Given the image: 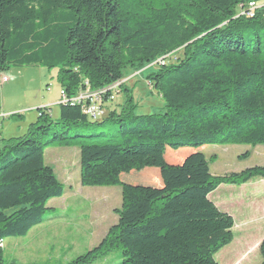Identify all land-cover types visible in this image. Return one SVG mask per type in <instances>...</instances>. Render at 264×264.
<instances>
[{"label":"trees","instance_id":"16d2710c","mask_svg":"<svg viewBox=\"0 0 264 264\" xmlns=\"http://www.w3.org/2000/svg\"><path fill=\"white\" fill-rule=\"evenodd\" d=\"M249 1L264 2L0 0V74L28 64L57 68L73 96L120 81L128 66L153 63L145 79L164 102L162 111L137 114L122 85V104L100 118L80 104H59L56 119L39 107L25 133L2 138L0 264H8L3 240L26 235L48 200L64 193L45 148L74 145L80 184L121 186L123 205L99 243L67 264H92L115 249L121 264H220L214 254L231 242L234 221L209 194L222 183L264 178V166L213 176L202 152L180 159L165 152L264 145V8L240 15L238 5ZM119 159L130 160L115 166ZM133 160L154 168V185L125 183ZM259 254L264 264V238Z\"/></svg>","mask_w":264,"mask_h":264},{"label":"rangeland","instance_id":"374dc122","mask_svg":"<svg viewBox=\"0 0 264 264\" xmlns=\"http://www.w3.org/2000/svg\"><path fill=\"white\" fill-rule=\"evenodd\" d=\"M179 54L176 52L168 59ZM155 66L152 63L140 70L128 66L118 85L120 92L114 95L106 110L119 108L124 99L121 86L125 85L130 90L137 114L162 111L163 100L145 79ZM57 71V68L28 64L12 66L2 73L9 80L0 84V112L18 116L1 119L0 140L25 133L37 117V107L44 103H50L47 106L50 116L58 117L61 86ZM193 151L204 154L213 176L239 172L255 165L264 166L263 144L215 143L196 150L186 147L175 151L167 148L165 156L171 154L180 159ZM245 152L249 154L243 157ZM127 160L119 159L114 164H127ZM44 162L62 183L64 193L48 200L49 209L42 216V222L26 235L3 240V257L8 264H67L99 243L108 228L116 223L117 211L122 208L121 186L80 184L77 146H48L44 150ZM132 162L135 164L124 173L125 183L154 185V168L136 160ZM209 199L228 212L234 221L231 242L217 251L214 259L220 264H259V244L264 238V178L255 177L240 185L222 183L209 194ZM121 260L120 250L115 249L92 264H121Z\"/></svg>","mask_w":264,"mask_h":264},{"label":"built area","instance_id":"2783aa9c","mask_svg":"<svg viewBox=\"0 0 264 264\" xmlns=\"http://www.w3.org/2000/svg\"><path fill=\"white\" fill-rule=\"evenodd\" d=\"M264 8V2L249 1L238 5V10L240 15L253 16L254 12L259 9ZM8 81L6 75L0 74V84ZM120 81L114 82L109 86L101 89L93 90L88 86L85 89L79 90L73 96H67L64 89L61 88L59 91V101L61 103H71L80 104L81 110L89 118L97 119V117H102L106 113V106L112 99L114 95L120 92L118 85ZM9 116L0 112V120L4 117Z\"/></svg>","mask_w":264,"mask_h":264},{"label":"crops","instance_id":"0c3cea01","mask_svg":"<svg viewBox=\"0 0 264 264\" xmlns=\"http://www.w3.org/2000/svg\"><path fill=\"white\" fill-rule=\"evenodd\" d=\"M9 80V79H8ZM8 82V81H7ZM50 103H44V104H42L40 107H47L48 105H49ZM37 108H39V107H37ZM36 116V115H35ZM35 118V117H34ZM0 122H1V120H0ZM2 123V122H1ZM245 184V183H244Z\"/></svg>","mask_w":264,"mask_h":264},{"label":"bare ground","instance_id":"6f19581e","mask_svg":"<svg viewBox=\"0 0 264 264\" xmlns=\"http://www.w3.org/2000/svg\"><path fill=\"white\" fill-rule=\"evenodd\" d=\"M97 118H100V117H97Z\"/></svg>","mask_w":264,"mask_h":264}]
</instances>
